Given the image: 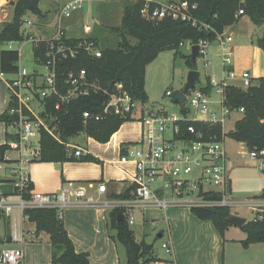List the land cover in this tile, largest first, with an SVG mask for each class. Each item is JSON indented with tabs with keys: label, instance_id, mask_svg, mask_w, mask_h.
Wrapping results in <instances>:
<instances>
[{
	"label": "built area",
	"instance_id": "obj_1",
	"mask_svg": "<svg viewBox=\"0 0 264 264\" xmlns=\"http://www.w3.org/2000/svg\"><path fill=\"white\" fill-rule=\"evenodd\" d=\"M108 1V0H101ZM143 2L140 15L144 19L163 20L170 18L196 26L185 5L179 0L157 2L155 0H139ZM84 0H72L64 5L55 19L54 34L50 38L25 35V30L34 23L23 19L20 31L23 37L33 44L32 57L44 68V73H28L26 68L17 66V73L6 80L9 104L7 116L10 127L15 130V150L25 152L27 156L20 157V165L10 166L0 163V169L7 170L13 179L14 192L11 195L0 196V223L6 224L8 241L15 248L0 251V264H23V246L27 243L29 231L25 228L27 217L24 211L29 208L55 209L61 217L62 210L72 203V198H85V187H73L70 183L59 193L37 194L28 191L30 198L24 199L27 193L29 179L24 167L37 156L40 133L46 132L67 149V156L80 158L84 155L81 149L73 148L68 142H63L58 134L60 120L57 113L65 115V106L91 95L102 94L106 98L102 103L100 113L82 112V121L100 122L108 116L122 119L132 118L140 103L132 97L122 83H113L109 89L102 88L87 77L84 69H68L66 64L78 59L81 54L98 59L101 57L100 43L89 35L92 28L82 26V37L70 35L66 25L71 13L82 7ZM244 13L239 10L236 18ZM205 29L207 26L202 25ZM11 50V43H9ZM185 43L180 44L183 46ZM215 44L220 60V77L211 76L202 85L195 83L192 89L184 93V103L178 113L164 111L145 112L140 119L141 137L136 148H132L120 158V163L132 164L135 173L131 179L133 184L129 197L118 204L123 215L131 225L133 220L130 211L153 207L166 210L169 208H233L230 181L227 174V151L225 149V132L223 125L232 113L242 114L243 109L230 110L224 106V90L232 87L231 82L241 84L243 90L250 88L254 82L248 71L236 74L233 64V36L225 29L214 33L212 42L200 40L197 44L199 57H205L211 46ZM43 45V57L34 56V50ZM190 47L194 46L190 44ZM65 66H62V65ZM206 67H210L208 62ZM8 75L0 72V79ZM210 91H204L207 87ZM166 97L173 93L166 91ZM219 97V100L215 98ZM54 100L53 109L48 101ZM219 108V115L214 110ZM202 124L210 128H221L220 138L209 136L204 139L202 129H196L194 124ZM185 127L188 139L181 137ZM169 133V137L166 134ZM242 144V143H241ZM244 145V144H243ZM245 146V145H244ZM73 148V152L70 151ZM245 155L254 161L257 168L264 173V149L248 150ZM74 192H71V190ZM97 193L104 194L106 186L97 185ZM74 194V195H73ZM86 202H92L86 198ZM255 219L260 220L261 213ZM28 222V221H27ZM7 238L4 237V242ZM161 248L167 254H172L170 244H162Z\"/></svg>",
	"mask_w": 264,
	"mask_h": 264
},
{
	"label": "trees",
	"instance_id": "obj_2",
	"mask_svg": "<svg viewBox=\"0 0 264 264\" xmlns=\"http://www.w3.org/2000/svg\"><path fill=\"white\" fill-rule=\"evenodd\" d=\"M187 8L189 14L197 22L196 26L180 20L166 18L163 20L144 19L140 15L143 2L139 0L122 1V16L120 25L112 28L104 34L105 43L101 46V57L98 59L81 54L76 61L68 62V69H84L87 77L95 81L102 88L109 89L113 83H122L125 90L144 106L148 103L144 91V76L146 66L152 62L159 53L166 50L178 52L180 44H197L200 40L212 42L214 33H221L233 26L243 16L249 18L256 26L264 25V0H179ZM40 0H15L12 18L9 22L0 24V43H20L24 41L23 33L20 31L24 17L30 15L41 19L42 12L39 9ZM239 10L243 15L236 18ZM202 25L207 26L205 29ZM97 41L98 38H92ZM113 40L110 43L108 40ZM98 42V41H97ZM256 46L264 53V35L257 38ZM43 45L34 50V56L43 57ZM199 55L196 56L198 58ZM18 53L13 50L0 52V72L6 75L17 73ZM196 60V59H195ZM195 64V63H194ZM190 58L186 61L189 70H195ZM208 81V79H207ZM254 84L246 90H238L229 87L224 90V106L230 110L243 109L242 117L235 122L232 131L225 134L229 139L242 143L248 150L264 149V78L253 80ZM205 92L210 91L208 86ZM102 94L91 95L69 103L65 106V115L57 113L60 120L59 137L63 142L84 134L86 137L105 144L120 126L131 121L130 117L122 119L117 116H108L100 122L88 120L82 121V112L100 113L102 103L105 101ZM48 106L53 109L54 100L48 101ZM182 107L180 106V109ZM7 113L0 116V122L10 126ZM196 129H202L204 139L209 136L220 138L221 128L219 126L210 128L202 124H194ZM185 127L181 131V137L188 139ZM7 136V142L0 145V163L7 165L16 164L17 160L7 159L6 154L14 150L12 144L16 137ZM67 149L46 132L40 133L39 148L37 156L30 163H64L75 160L67 156ZM85 161L98 163L93 157ZM27 193L24 199L28 200L32 191L29 181ZM132 187L120 198L127 199ZM264 200V192L256 197ZM123 213L122 209H112L107 213V224L113 241L120 245L125 252V264H151L157 262L152 257V246L144 241L137 242L134 232L123 217L118 220L117 214ZM191 214L200 222L211 223L224 239L226 231L232 227L228 222L231 217L228 208H193ZM27 221L34 224L35 234L45 233L49 237L51 247V264H89L86 253H76L63 226L62 218L57 215L55 209L51 208H29L24 211ZM261 219H253L240 228L245 234V239L239 242L243 249L254 244H264V212ZM6 226V224H5ZM6 230V229H5ZM8 241L7 230L4 235Z\"/></svg>",
	"mask_w": 264,
	"mask_h": 264
},
{
	"label": "crops",
	"instance_id": "obj_3",
	"mask_svg": "<svg viewBox=\"0 0 264 264\" xmlns=\"http://www.w3.org/2000/svg\"><path fill=\"white\" fill-rule=\"evenodd\" d=\"M71 1L61 0L60 4L56 6L52 7L50 5L51 8L47 12L41 8L39 3V9L43 17L36 20L37 23L34 25L39 36L44 38L53 36L56 15L64 5ZM116 1L99 0V2H108L107 4H110V7L113 9L122 4L123 0H120V2ZM155 1L163 3L174 0ZM120 10L122 14V5ZM108 11H110L108 14L112 12L111 9ZM109 16L107 18L111 22ZM102 19H105L103 15L100 20L103 21ZM69 22H66V25L70 28V35L82 37V30L81 36L73 34L71 28L74 25L69 24ZM118 25L114 27L116 28ZM255 27L252 25L249 28L250 33L248 32V27L246 28L247 33L250 34L249 38L252 40L250 41L252 45L255 44L257 38L264 35L258 36L256 33L260 27H256V29ZM254 35H257L255 39H253ZM89 37L95 38L93 29ZM97 41L99 40L97 39ZM234 52L235 63L233 67L237 75L242 71H248L254 81L264 78V53L256 44L254 46L237 45L233 47V55ZM6 80H8L6 77L0 79V116L7 111L9 104ZM147 105H140L133 113L131 121L123 123L105 144L86 136V141L82 144H72V139H70L68 143L73 148L81 149L84 152L82 157L75 158L72 162L64 163H28L24 167V172L32 184L33 193H59L62 189H66L70 183L73 187H78L79 185L85 187L86 197H73L72 203L62 210L61 218L67 235L73 244L74 251L76 253H86L89 264H125L124 249L119 245L123 249L121 251L120 247L111 238L114 232L109 230L106 216L112 209H119L118 204L124 200L120 197L128 189L133 188L131 179L135 173L134 167L132 164L120 163V158L130 149L137 147L141 137L140 119L144 113L158 112L152 110V107ZM236 114L232 113L226 122ZM239 115L242 117V114ZM14 133L15 130L12 127L6 126L4 122H0V145L9 143L10 141H7L6 135L13 136ZM73 148L70 151L73 152L75 150ZM12 151L6 154L7 159L18 161L16 164H11L12 166H22L19 162L20 157L27 156L26 153L15 150L18 152L17 157H11ZM88 157L97 159L98 163L85 161L84 159ZM100 183L106 186L104 194L97 193L96 188ZM14 190L13 179L10 174L7 170L0 169V196L11 195ZM71 192H74V190L72 189ZM86 198H91L92 202H86ZM133 210L140 211V222L145 223L144 228L149 227V224L151 225L150 228L158 226L161 223L165 224L166 229L158 232L156 238L162 240L165 235L166 240L164 243L170 244L172 254L170 255L165 252L167 256H160L155 252L153 243L145 242L152 246V257L157 261L151 264H225V261L228 264H264V244H254L247 249H243L239 242L243 241L246 236L239 228L238 230L241 234L238 233L239 235L235 236L236 233L231 231L234 230L232 226L226 231L224 239H222L211 223L200 222L187 208L162 210L146 207ZM123 217L128 222L127 217L125 215ZM7 228L5 227L6 230ZM25 228L29 233L27 243L23 246V264H51V247L48 235L45 233L35 234L34 224L27 221ZM6 230L4 235L6 234ZM133 232L136 239L135 231ZM227 234H232V237L228 238ZM0 241L4 243V236L2 239L0 237ZM136 241L140 242L137 239Z\"/></svg>",
	"mask_w": 264,
	"mask_h": 264
},
{
	"label": "rangeland",
	"instance_id": "obj_4",
	"mask_svg": "<svg viewBox=\"0 0 264 264\" xmlns=\"http://www.w3.org/2000/svg\"><path fill=\"white\" fill-rule=\"evenodd\" d=\"M14 1L15 0H0V24L3 22H9L11 20ZM117 1L120 2V0ZM60 2L61 0H40V6L47 12V10L51 8L50 5L53 7L57 4H60ZM107 3L108 2H99V0H84L82 7L71 13L70 18L67 20V22L70 21L69 24L74 25V27L71 28V30H73V34L75 36H81L82 26L88 24L94 30V37L98 38V42L102 46L106 39H104V34L110 31L112 28H115L114 26H117L118 24L120 25V18L122 15L120 10L122 4L116 6L113 9L110 7L111 5ZM109 9L112 10L110 14H108V12H110L108 11ZM102 15L105 18L102 19L103 21L100 20ZM105 15H110L109 17L111 18V22L108 20L107 16L105 17ZM24 19L34 23V25L37 23V19L30 15H27L24 17ZM252 25L253 24L250 22L249 18L243 16V18L240 19V21L236 23L234 27L228 29L234 39L232 44L233 47L237 45H255L250 43L252 40L249 38V28L252 27ZM247 27L249 33H247ZM256 34H258V36H262L264 34V26L260 27ZM25 35L41 37L38 35L35 26L26 29ZM256 36L257 35H254L253 39H255ZM108 41L110 43H114V41L111 39ZM9 46V43H0V52L4 50H10ZM32 46V42L27 39H24V41L20 43H11V50L16 51L19 56L17 66L20 68L25 67L28 73H44V68L40 64L36 63L32 57ZM190 54V45L188 42H186L183 46L179 47L176 54L175 51L171 50L162 51L152 62L146 66L144 76V91L148 98L147 106L152 107V110L164 111L167 113H178L180 111V105L174 104L172 97H166L165 93L166 91L173 93L183 89L186 82V76L189 72L186 61L190 58ZM233 59L235 63V52ZM206 62L210 64V67L205 66ZM219 63L220 60L215 48V44H213L209 49L208 55L205 57L196 58L194 66L195 70L199 73V81L197 82V86L202 85L206 81L207 77H220ZM6 78L10 79V75H8ZM231 84L234 88L243 90L241 84L238 82H231ZM215 99L219 100L220 98L216 97ZM214 110L219 115V108L215 107ZM239 118H241L239 114L233 115L230 120L225 123L224 131L227 133L232 131L234 128V123L239 120ZM166 137H169V133L166 134ZM85 141V135L79 134L76 138L71 140V143L82 144L85 143ZM225 149L227 151L228 158L226 169L228 179L230 181L231 197L232 201L236 203V206L230 208L229 212L231 216L240 217L244 219L246 223H248L255 219L260 210L264 211V200L256 198L264 192V173H262L257 168L256 162L248 160L247 156L245 155L248 149L241 143H237L226 137ZM17 155V151L11 152V157H17ZM130 215L134 220V224L130 225V229L135 231L136 239L138 241L144 240L146 243H153L155 252H157L160 256H167L165 250L161 248L162 243H164L166 240V236L164 235L162 240L156 238L158 232L162 230L164 231L166 229L165 224L161 223L158 226H152L151 228V225L149 224V227L144 228L145 223L143 224L140 222V211L132 210L130 211ZM5 227L6 226L3 223H0L1 239L4 236ZM233 229L234 230L231 231L236 233L235 236L239 235L238 233L241 234L242 232H240L238 228L233 227ZM227 237H232V234H227ZM15 247L16 246L11 243H3L0 241V251ZM118 247L120 246L118 245ZM120 250L123 251L121 247ZM225 264H228V262L225 261Z\"/></svg>",
	"mask_w": 264,
	"mask_h": 264
},
{
	"label": "water",
	"instance_id": "obj_5",
	"mask_svg": "<svg viewBox=\"0 0 264 264\" xmlns=\"http://www.w3.org/2000/svg\"><path fill=\"white\" fill-rule=\"evenodd\" d=\"M198 46L194 45L191 47V54H190V60L191 63L194 64L195 63V59L196 56L198 55ZM199 79V73L196 70H189L187 76H186V82L185 85L183 87V89L181 91H175L173 92L172 95V100L175 104H183L185 97H184V93L187 92L189 89H192L195 85V83L198 81ZM117 218L118 220H122L123 219V215L122 212H119L117 214ZM228 222L236 228H241L244 224H245V220L237 217V216H231L228 219Z\"/></svg>",
	"mask_w": 264,
	"mask_h": 264
}]
</instances>
